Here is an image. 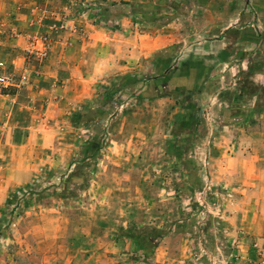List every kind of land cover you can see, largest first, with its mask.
<instances>
[{"label": "rangeland", "instance_id": "374dc122", "mask_svg": "<svg viewBox=\"0 0 264 264\" xmlns=\"http://www.w3.org/2000/svg\"><path fill=\"white\" fill-rule=\"evenodd\" d=\"M6 4L29 79L0 90V264H264V0ZM180 63L193 112L152 98Z\"/></svg>", "mask_w": 264, "mask_h": 264}, {"label": "trees", "instance_id": "16d2710c", "mask_svg": "<svg viewBox=\"0 0 264 264\" xmlns=\"http://www.w3.org/2000/svg\"><path fill=\"white\" fill-rule=\"evenodd\" d=\"M157 64V63H156ZM192 64H186V63H180L177 67L176 66H169L166 68V72H163V74H161L160 76H158V78L164 79L163 81V85L162 87H160L161 89H159V94L154 95L152 98H157V99H161V98H165V97H172L175 101V104H180L181 102V106L184 109V111H190L193 112L195 106L194 104H192V100H191V95L193 94L192 92L195 91V89L190 90V88L184 87V86H177L175 87V82L172 84L170 83V81L173 79V75H177L179 76L181 73H185V77L184 78H189L190 76H192L193 73V68L191 66ZM178 73V74H176ZM181 77V76H179ZM123 79L125 81H123ZM137 77L132 76V75H128L126 77H119V79H115L110 87H105V90L101 93V95H103L102 97L105 98L108 101H112L115 97V95L117 93H119L123 88H125L124 86H127V84L129 83H133V81H136ZM131 81V82H130ZM165 82V83H164ZM165 90V91H164ZM176 94L178 96H180V94H186V97L183 100H180V97H177V95H173ZM192 122H194L193 120H191ZM25 188H20L16 193H14L9 200H7V205H12L13 202L17 199V194L18 192L20 194H22V197H25ZM68 189L65 188L63 190V195L65 197H67L66 195H69L70 191H68V193L66 194L65 192H67ZM23 205L27 206L28 202L30 200H28V198H23ZM30 199V198H29Z\"/></svg>", "mask_w": 264, "mask_h": 264}, {"label": "crops", "instance_id": "0c3cea01", "mask_svg": "<svg viewBox=\"0 0 264 264\" xmlns=\"http://www.w3.org/2000/svg\"><path fill=\"white\" fill-rule=\"evenodd\" d=\"M9 1V0H8ZM6 7H7V4H6V0H3L1 1V4H0V17L2 18H5L6 15L9 13L7 10H6ZM7 19H4L2 21H0V28L1 27H11V29H13V31H22V28L26 27V25L24 23H21L19 21H17V23H13L12 25H8L7 22H6ZM6 29V28H5ZM14 40V39H13ZM11 40L10 43L6 44V43H3L0 41V45L3 44V48L1 49H4V51H7L9 52L7 55H10V57L8 56V58L6 57L5 59H1L0 62H5V63H10V64H15V66H13L12 68V71H15V70H19L21 72V75L24 74L25 71L22 72V58L23 56L19 55V56H15L14 58L12 57L13 54H18L19 51L18 50H14L13 49H7L6 47L7 46H10L11 48L12 47H17L18 49H22L24 47V44L22 43V40H20L18 37H17V40ZM7 42V41H6ZM11 50V51H10ZM68 70L70 71V75L72 77H75L77 80L73 81L74 83L77 82V84H79L81 87V91L79 92L78 96L77 97H80L81 98V101H83L86 96L89 95V92H90V89H91V84L92 82L95 80L92 76H90L91 74L89 73L87 76H84V75H81L79 72H80V66L78 65L77 67H74V65L72 66H69L67 67ZM4 69V68H3ZM110 66L108 67V71H110ZM17 72V71H16ZM46 73V72H45ZM112 73H115V71L112 70ZM111 73V74H112ZM16 74V73H15ZM117 75L119 73H116ZM130 75H133V73H131ZM18 80V79H17ZM70 80H72V78L70 77ZM17 82V81H16ZM76 84V85H77ZM21 88V87H20ZM20 88H14V89H20ZM14 89H11V90H14ZM6 97L8 96H4V95H0V100L2 99H6ZM12 98V100H18L19 99V94L16 93V95L14 97H10ZM5 101V100H3ZM13 107V106H12ZM237 172H233L231 173V175H235ZM252 209H253V205H251ZM235 217L239 218V213H236L235 214ZM232 220L234 221V219L232 218ZM263 227H264V222H263Z\"/></svg>", "mask_w": 264, "mask_h": 264}, {"label": "built area", "instance_id": "2783aa9c", "mask_svg": "<svg viewBox=\"0 0 264 264\" xmlns=\"http://www.w3.org/2000/svg\"><path fill=\"white\" fill-rule=\"evenodd\" d=\"M46 44L45 39L40 40V45L43 47V49L40 51V56L45 57L46 56V49H44V46ZM0 67L3 68V64L0 63ZM28 75L26 73L22 74L20 79L16 82L15 79H13L12 76L6 75V74H0V90L7 92L10 89L18 86L19 88L26 85L28 82Z\"/></svg>", "mask_w": 264, "mask_h": 264}]
</instances>
